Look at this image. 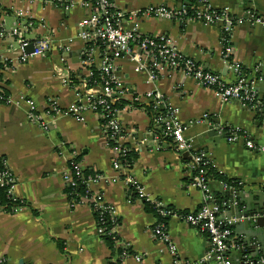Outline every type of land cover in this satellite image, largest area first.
Masks as SVG:
<instances>
[{
    "label": "crops",
    "instance_id": "crops-1",
    "mask_svg": "<svg viewBox=\"0 0 264 264\" xmlns=\"http://www.w3.org/2000/svg\"><path fill=\"white\" fill-rule=\"evenodd\" d=\"M112 1L124 10H139L151 5L179 7L178 0ZM188 1L192 3L191 8L198 6V1L197 4L194 0ZM211 2L217 9L230 8L239 17L248 11L264 16V0ZM21 9L32 14L33 29L27 37L34 40L50 35L54 47L45 57L21 64L15 40L0 38V55L13 64L0 72L3 87L14 99L26 96L34 99L40 108L47 106L48 97L58 99L62 107H67L75 101V91L55 78L54 65L62 62V48L69 47L67 64L72 73L87 75L82 63L85 42L79 37V22L88 11L76 7L67 12L38 2L0 0V33L2 27L11 30L18 24L16 12ZM131 26L132 22L127 25ZM256 27L250 24L237 27L232 40L235 58L242 62L251 80H258L256 89L261 96L264 84L259 85L262 79L259 72L261 69L264 72V28ZM138 28L146 35H168L184 55L227 82H235L236 74L221 55L222 30L219 26L141 18ZM116 67L133 92L141 96L151 91L163 94L178 110V118L186 127L184 137L197 146L194 152H205L219 174L241 184L231 185L239 192L240 205L225 212L224 217L238 220L233 229L238 240L245 243L247 253L255 259L264 258V234L259 236L263 231L257 228L255 219L248 228L244 215L249 210H264V155L248 150L243 140L229 143L226 138L229 129L240 127L257 146H264V116L237 101L221 103L212 90L178 71H166L150 84L146 73L136 72L135 63L130 59L117 60ZM26 111L24 104L0 103V160H6L16 176L14 196L27 203L17 213L0 210V256L8 264H117L122 253L127 251V264H173L172 256L153 235L158 221L156 213L144 202H129L134 193L123 183L96 186L105 193L107 202L115 208L120 219L116 242L110 243L98 234L97 219L90 207L70 206L63 174L72 157L76 156L86 170L115 174L114 154L107 145L99 116L88 114L85 123L58 117L53 119L50 130L44 132L28 120ZM120 118L126 129L125 142L137 154L129 173L167 208L178 213L200 209L205 194L193 185V171L188 160L184 161L176 153L172 142L160 151L149 148L153 126L148 112L141 108L131 109L125 104ZM209 126H214L219 135L224 134L218 143L211 138H198ZM225 184L211 177L210 187L217 200L233 198L232 190L226 189ZM168 228L185 260L199 262L211 251L208 235L180 219H169ZM227 255L231 264H244L241 251H229ZM136 256H142V262H136ZM204 264L219 263L209 260Z\"/></svg>",
    "mask_w": 264,
    "mask_h": 264
},
{
    "label": "built area",
    "instance_id": "built-area-1",
    "mask_svg": "<svg viewBox=\"0 0 264 264\" xmlns=\"http://www.w3.org/2000/svg\"><path fill=\"white\" fill-rule=\"evenodd\" d=\"M44 6H53L64 11H71L81 7L88 11L79 22V37L85 42L83 66L87 75L76 76L67 64L69 47L62 48V62L54 65L55 78L64 85L74 89L75 101L67 107H62L58 99L48 97L47 106L40 108L34 99L20 96L16 99L6 92L0 76V103L7 106L26 105L28 120L42 131L50 130L58 117H70L79 123L87 121L88 114L99 116L106 134L107 145L112 150V168L114 175H107L100 171L87 172L82 162L72 157L63 178L66 183L70 206L72 208L85 205L90 207L97 219V232L113 242L118 241V227L120 219L115 208L110 205L105 193L97 190L96 186L105 184L123 183L134 193L132 200H139L154 209L158 221L152 232L160 241L165 250L172 256L173 264H204L209 260H217L219 264H231L229 251H241L244 264H264V258L255 259L247 253L246 245L239 241L233 226L238 220L224 217L228 210L238 207L239 192L235 187L225 184L231 189L233 198L217 200L210 187V169H215L213 162L203 151H191L188 166L193 171V185L205 194V202L197 211L178 213L167 208L165 204L149 195L144 185L129 173L131 166L127 161L131 148L125 142L126 129L124 128L120 112L126 104L131 109H144L148 112L153 129L150 131L153 138L149 141L152 150H163L168 142H172L176 153L183 157V152L189 151L191 144L184 137L185 126L178 118V110L171 106L165 96L151 91L141 96L132 91L119 75L116 61L128 58L135 63L136 72L147 75V83H155L166 71H178L185 77L195 80L199 85L212 90L221 103L239 102L245 108L260 112L264 116V95L257 92L258 80H251L241 61L235 58L233 48V32L244 24L261 26L264 28V16L248 11L243 17L233 14L230 8L217 9L211 0H197L198 6L188 8L168 7L166 5H151L139 10H124L118 8L112 0H23ZM18 24L11 30L1 28L0 38L15 40L19 53L18 62L21 64L45 57L54 47L53 37L31 40L27 37L33 29L32 14L29 10H17ZM159 18L175 20L180 24L199 22L206 26H219L222 30L221 55L230 70L236 74L235 82H227L222 76L206 70L196 60L184 55L168 35H146L138 28L140 19ZM132 22L131 27L127 25ZM32 49V50H31ZM140 50L141 52H138ZM11 61L4 60L0 55V72L12 66ZM72 70V71H71ZM208 115H205L207 118ZM229 143L243 140L248 150L264 155V146H257L246 132L240 127L229 129L227 132ZM17 179L3 160V170L0 171V187H7L9 198L14 196ZM241 185L240 183L237 184ZM83 187V192L79 190ZM19 200V199H18ZM21 204L25 201L21 200ZM26 206L15 208L17 213ZM171 218L180 219L194 229L208 235L211 242V251L199 262L185 260L179 254L177 245L173 242L168 228ZM241 217L239 220H241ZM117 264H127L128 252L124 251ZM142 256H136V262H142ZM0 264L8 261L0 256Z\"/></svg>",
    "mask_w": 264,
    "mask_h": 264
},
{
    "label": "water",
    "instance_id": "water-1",
    "mask_svg": "<svg viewBox=\"0 0 264 264\" xmlns=\"http://www.w3.org/2000/svg\"><path fill=\"white\" fill-rule=\"evenodd\" d=\"M179 4L178 6H187L188 8H191L192 3L188 0H178ZM261 26H257L256 28H260ZM262 28V27H261ZM32 50V49H31ZM261 74V82H259L260 84H264V72L263 69L260 70L259 72ZM203 137H207V138H211L214 140V142L218 143L219 140L224 138V134H220L218 133L217 129L214 126H209L207 130H204L199 136L198 138H203ZM191 147L189 149V151L183 152V158L185 160H190L191 156H190V152L191 151H195L197 149V146L195 144V142H191ZM245 215V224L247 225V227L249 228V225L252 224V222L255 219V223L258 229H261L263 232H260L259 236L262 237L264 234V210L262 209L261 211H259L258 209L256 210H249L247 212V214ZM258 215V216H256ZM256 216V218H255ZM252 217V218H251ZM251 218V219H250ZM258 235V234H257Z\"/></svg>",
    "mask_w": 264,
    "mask_h": 264
},
{
    "label": "trees",
    "instance_id": "trees-1",
    "mask_svg": "<svg viewBox=\"0 0 264 264\" xmlns=\"http://www.w3.org/2000/svg\"><path fill=\"white\" fill-rule=\"evenodd\" d=\"M193 3L197 4V0H194ZM136 159H137V154L135 152L131 151L128 154V157H127V161L129 163V165L132 166ZM184 161L187 162V160H185V159H184ZM2 170H3V160L1 159L0 160V171H2ZM87 172L89 173V172H92V171L87 170ZM208 175L210 177L214 176L217 179H220L221 181H224L225 183H227L230 186L232 185V186L237 187V182L236 181L228 180L226 177H224V175L219 174L215 169H210L209 172H208ZM77 191L79 193H82L83 192V187H81ZM69 192L70 191L68 190V193ZM20 202H21V200H18V199L14 200V199L9 198V196L7 195V187H5V188L4 187H0V210H4V211L10 212V213H14L15 212V208L23 206V205L27 206L26 202L24 204H21ZM149 207L151 208V211H154V209L151 206H149ZM106 240L109 241L110 243L113 242L112 240H110V238H106Z\"/></svg>",
    "mask_w": 264,
    "mask_h": 264
}]
</instances>
